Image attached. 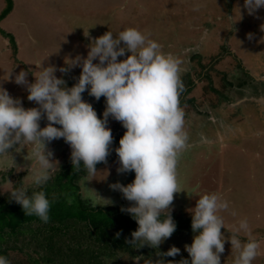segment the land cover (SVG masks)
Returning <instances> with one entry per match:
<instances>
[{
	"label": "rangeland",
	"instance_id": "obj_1",
	"mask_svg": "<svg viewBox=\"0 0 264 264\" xmlns=\"http://www.w3.org/2000/svg\"><path fill=\"white\" fill-rule=\"evenodd\" d=\"M13 2V11L0 22V29L15 37L17 52L14 53L10 41L0 34V86L25 109L38 105L27 99L26 85L14 82L16 74L26 71V79L31 83L43 67H54L55 75L71 87L81 68L74 67L66 73H61L59 68L67 67L66 63L77 55L86 57L91 39L107 31L116 34L129 27L137 28L157 41L164 53H171L182 61L180 77L184 92L180 107L185 113L184 130L189 147L178 156L176 172L180 192L174 194L171 216L191 221L190 211L199 197L216 194L228 203L226 209L217 212L224 223L222 238H226L225 250L220 254L221 264H235L238 255L232 250L229 237L241 242L248 239L249 234L236 231L242 220L247 221L251 238L259 244L252 264H264V31H261L264 8L249 15L243 8L244 0ZM5 6V0H0V14ZM248 34H252L251 39ZM127 55L130 53L118 60ZM196 55L197 59H192ZM187 73L189 78L184 77ZM82 98L102 118L105 98L102 96L97 101L87 91ZM39 124L45 127L46 117ZM120 124L109 117L107 126L112 135L117 134ZM23 147L21 151L13 148L0 155V198L20 187L22 181L27 190L37 188L31 180L32 170L28 169L29 160L34 159L33 145ZM46 148L57 161L52 177L70 162L71 148L63 138L52 140ZM96 167L98 171L94 175L88 174L79 181L82 199L104 209L131 206L133 202L110 185L131 183L134 171L118 173L117 156ZM167 215L168 210H164L161 218ZM194 235L190 229L175 230L158 250L166 252L176 246L181 251L164 260H190L185 245L193 242ZM20 239L22 244H27L30 236ZM153 253L146 257L141 253L134 256L116 252L114 257L102 260L103 264H136L132 258L140 256L139 264H151V260L159 259Z\"/></svg>",
	"mask_w": 264,
	"mask_h": 264
},
{
	"label": "clouds",
	"instance_id": "obj_2",
	"mask_svg": "<svg viewBox=\"0 0 264 264\" xmlns=\"http://www.w3.org/2000/svg\"><path fill=\"white\" fill-rule=\"evenodd\" d=\"M243 8L253 15L264 8V0H244ZM239 10L241 15L240 7ZM248 38L251 39L252 34H248ZM87 48L86 57L77 55L66 63L67 67L59 68L61 73L81 68L71 87L55 75L54 67H43L31 83L26 79V71L15 75L14 82L26 85L27 99L38 107L25 109L0 86V155L13 148L21 151L24 145L32 144L34 159L29 160L28 169L32 170V183L41 188L29 194L22 181L20 187L8 191L10 199L21 205L26 216L35 215L47 222L51 201L42 186L49 181L57 163L53 152L47 150V143L63 138L71 148L73 167L78 169L83 164L88 174L94 175L98 171L96 165L106 163L112 150L114 138L107 126L111 117L126 129L119 147L115 148L119 161L117 172L135 173L134 180L127 185L120 182L110 185L133 202L121 208L138 225L131 232V239L125 242L134 249L147 245L158 250L177 227L170 206L174 194L180 192L177 190L178 156L189 147V137L184 130L185 113L179 102L184 91L180 77L182 61L171 53H164L157 41L133 27L116 34L107 31L91 39ZM126 53L130 55L118 60ZM85 91L97 101L102 96L105 98L102 118L93 105L82 98ZM42 117L48 121L45 127L39 124ZM67 203H72L71 198ZM227 207L228 203L214 193L200 196L190 211L191 228L195 233L193 242L185 245L190 260L165 261L164 257H175L181 251L171 246L166 252L158 250L159 259L151 260V264H221L220 254L225 250L226 238H222L224 223L217 212ZM164 210H168V215L161 219ZM236 231L249 236L244 242L229 237L232 250L238 253L235 264H252L259 244L251 238L247 221L242 220ZM132 259L139 264L142 257ZM0 264H9V261L0 255Z\"/></svg>",
	"mask_w": 264,
	"mask_h": 264
},
{
	"label": "trees",
	"instance_id": "obj_3",
	"mask_svg": "<svg viewBox=\"0 0 264 264\" xmlns=\"http://www.w3.org/2000/svg\"><path fill=\"white\" fill-rule=\"evenodd\" d=\"M5 2L0 22L14 8L13 0ZM0 34L10 41L16 53L15 37L2 29ZM192 59H197V55ZM184 77L189 78L188 73ZM180 98L181 94L179 102ZM116 131L107 161L117 156L115 148L119 147L126 129L120 124ZM87 175L83 164L77 169L70 160L42 186L51 201L47 222L35 215L26 216L21 205L10 199V194L0 198V255L5 256L9 264H103L102 258H112L116 252L134 256L141 253L146 257L158 252L149 250L147 245L134 249L126 244V239H131V232L138 227L130 214L119 207H93L82 199L79 181ZM39 190L41 188L37 187L27 191L30 194ZM68 198L71 204L67 203ZM173 220L176 230H192L190 220L175 217ZM24 235L30 236L27 244L20 242Z\"/></svg>",
	"mask_w": 264,
	"mask_h": 264
}]
</instances>
